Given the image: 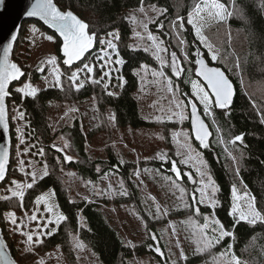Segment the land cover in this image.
Here are the masks:
<instances>
[{"label":"trees","instance_id":"obj_1","mask_svg":"<svg viewBox=\"0 0 264 264\" xmlns=\"http://www.w3.org/2000/svg\"><path fill=\"white\" fill-rule=\"evenodd\" d=\"M54 2L60 9L74 12L89 25L90 32H95L100 37L107 36L108 32L117 31L119 39L114 40V44L118 50V57L122 61L118 74L124 82L120 88L114 87L117 92L113 95L107 94L102 82L93 84L89 81L77 91L72 87V82L67 79L70 75L68 67L60 64L64 73L60 78L63 90L59 87H50L39 90L34 98H22L21 93H17L14 86L25 76L19 82H14L9 86L11 94L6 103L11 147L8 173L5 180L0 183V226L3 237L17 263L39 264L38 257L46 255L57 246L65 264H81L72 247L70 236L73 234L92 252L99 264H129V260L144 255L154 256L158 264H216L214 257L226 251L229 244L232 245L231 253H234L243 264H264V223L257 222L255 225L244 221L237 223L228 214L231 206L230 191L233 185L236 186L238 192L249 193L254 197L257 208L264 211V122L261 117V113H264V0H221L230 9L234 6L236 14L222 24L213 23L203 29V34L210 43L220 50L221 57L215 62L210 59L207 61L225 72L234 85L235 95L230 109H214V116H204L212 133L209 140L210 146L202 149L193 136L191 140L209 165V172L219 188L216 196L217 206L212 212L209 209L206 210L210 213L214 212L215 217L229 231H234V236L225 237L204 252L193 254L190 249L183 261L170 260L165 254V245L160 241L161 233L158 227L166 222V217L162 213L159 219H153L148 215L149 212L144 206L151 204V201L144 203L145 195L141 191L140 180L135 177L137 170L141 175L148 167L155 168L158 165H161V170L165 174H172L171 162L161 163L153 159L142 162L127 160L124 156L120 157L121 155L117 153L119 151H114L111 143L114 140L115 130H122L126 127H155L162 132L164 146L171 148L170 128L176 127V123L146 121L138 113L137 102L133 95L138 86L136 70L141 65L156 67L158 62L153 57L150 48L145 51V47H149L145 38L139 41L132 40L133 27L128 17L132 11L140 7L155 6V8L166 10L164 15H159L148 25V29L162 38L168 53L176 52L179 57L181 66L184 68L179 78L176 79L172 75L169 66L164 69L173 85L178 86L179 93L183 94L184 91H188L189 79L196 78L195 57L192 53L199 43L193 36L191 26L187 24L194 0H143V2L141 0H54ZM179 18H182L185 24L184 31L180 33L186 40L183 50L178 45L177 33L172 28V22L179 23ZM30 22L36 23L43 31L55 37L56 48H59L60 41L55 34L34 20H26L22 23L13 51L20 46L25 24ZM160 24H163L162 28L159 27ZM98 45V43L95 45L94 51L97 50ZM201 51L204 56L207 55L204 48L201 47ZM185 53L189 57L188 61L184 59ZM90 55H86L87 60L84 62L92 60ZM11 57L21 66L26 75L27 67L18 62L13 52ZM237 62L239 69L236 68ZM78 65H81V62L73 65L72 70H75ZM189 69L192 70L190 77ZM100 71L101 68L98 69L95 64L92 78L97 79ZM29 75L30 81H36L38 76L36 70L30 72ZM87 99H91L94 105L97 124L93 128L84 132L82 124L75 118L70 125L53 131L48 118V102L71 105L80 104ZM11 104L20 105L21 112L24 113L21 118L22 123L26 122L23 125L24 136H28V141L34 142L39 152L43 150L44 154H40V159L44 166L47 165L48 171V175L36 180L32 188H25L23 200L9 194L8 188L11 179L26 180L27 183H32L31 177L23 175L16 167V131L9 117ZM199 111L202 112L201 109ZM225 112L228 114L225 115ZM213 119L216 120V125L213 124ZM183 125L188 127L191 133L188 119ZM217 125L224 129L221 135L225 139L229 138L227 135L229 129L232 137L243 134V142L237 143L236 150L232 153L238 157L237 161H233L231 156L224 151L223 144L217 143L215 132ZM65 131H68L76 156L71 162H65L62 154L53 147L56 137ZM97 135H103L108 144L104 150L105 158L103 159L91 157L86 148L88 139ZM28 141L22 142L21 146ZM228 147L232 149L233 146L229 144ZM169 155L170 161L177 160L172 150L169 151ZM97 166L101 169L99 173L96 171ZM69 169L73 170L72 174L75 178L84 184L98 181L105 173L108 174L107 176H114L119 182V187L123 183L127 195L117 193L112 198L99 197L93 201L79 198L71 193L62 173L63 170ZM172 178L175 179L174 175ZM176 182L186 189V197L189 198L188 206H184L186 216L194 215L191 199L194 195L193 186L183 174L182 179ZM48 189L54 190L57 207L67 219L59 223L53 235L42 238L39 244L35 243L31 247V250H22L16 243L17 226L6 220L5 212L14 214L18 222L23 211L30 213L34 208L36 197ZM166 202L167 200L164 201ZM175 203L179 206V203ZM104 204L113 206L130 204L135 214L143 220L147 231L154 232L158 236L156 242L164 252L163 256L153 253L152 246L149 245L150 240L134 247L126 244L104 214L102 208ZM167 209L168 214L172 213L175 219L184 214L179 212L177 207L174 210L169 207ZM200 209L202 213L205 212L204 207Z\"/></svg>","mask_w":264,"mask_h":264},{"label":"rangeland","instance_id":"obj_2","mask_svg":"<svg viewBox=\"0 0 264 264\" xmlns=\"http://www.w3.org/2000/svg\"><path fill=\"white\" fill-rule=\"evenodd\" d=\"M159 10L160 9L158 8H155L154 10L153 7H140L137 10H134L130 13V16L128 18L133 27V34H132L133 41L141 40L140 39L141 36H143L147 40L148 32H151L153 35H156L159 39L162 40V38L157 33H154L148 29V25L151 22L155 21L156 18L159 16ZM213 23L216 22H209L206 26ZM145 24L147 25V32L144 30L143 27V25ZM33 26L39 29V31L34 33L32 31ZM24 28L25 30L22 33V42L20 43V46L15 51H13V53L15 57L19 60L18 62L21 65L27 67V72L24 79L21 78L23 80L20 79L21 80V81L19 80L20 82L17 81L19 83L15 85L14 88L16 89L17 87H22V84L25 82L30 83L33 87L37 88L38 91L45 88L55 87L54 76L50 75V73L53 71V66L49 65L47 63V60L49 57L55 56L56 57L55 67L58 68L61 73H63L60 67V64H62L61 58L59 56V51L56 48V38L48 34L47 32L43 31L36 23L33 22L25 24ZM41 33H43L44 35H41ZM45 36H52L53 41L47 40ZM103 37L107 38V36H103ZM197 42L199 43L198 40ZM208 42L210 43L209 40ZM151 43H152L151 41H148V46L151 52L153 53L155 49L150 47ZM109 51L111 52V50ZM205 51L207 52L206 49ZM89 54H91L90 56L92 57V60H90L89 62L95 60L96 56L103 55V53L101 52V46L98 45L97 50L94 51L93 49V51ZM161 55L168 62L169 70L172 73L170 67L171 54L165 52V53H161ZM117 58H119L117 53L112 52L111 59L113 62L109 63L108 66L104 69V71L110 70V75L104 78L102 84L103 86L104 84H107L108 87L106 91L111 93H116L117 90H114L115 89L114 87L117 86L116 88H120L121 84L124 82L123 79L118 74V70L120 68L121 63L119 64L115 63V60ZM177 58L178 61L180 62L178 56ZM102 63H104V61H96L95 63L96 67L99 69ZM147 67L149 69L156 71L160 70L159 62H158V66L156 67H152V66H147ZM41 68L43 69L42 71L40 70ZM33 70H36V73L38 75L36 81L34 82L30 81V75H29V73L32 72ZM163 71L165 72L166 76L170 78L167 75L165 69H163ZM136 74L138 77V86L137 89L134 91L133 95L137 102L138 113L140 117L146 121H152V122L155 121L163 122V123L174 122L175 117H173L172 121H169L168 119L171 113L176 110L175 103L173 101V94L167 91V87L163 79L159 77H153L151 71L145 72L141 67L136 70ZM101 75H102V71H100V74L97 78L98 80L100 79ZM88 76H92V74H88L86 76L85 73H80L79 79L76 81V84L83 83V85H85L90 81L88 79ZM174 77L177 79L176 76ZM193 79L199 80L197 77L196 78L194 77ZM174 87H178V86L174 85ZM21 96L22 98H24L22 94ZM179 96L181 99H184L185 101L191 98L193 102L199 104V102L195 100V97L191 96L190 84L188 87V91H184L183 94L179 93ZM48 106H49L48 118L52 125L53 131H58L64 128L65 126L70 125V123L75 118H77L79 122L82 124V129L84 132H87L97 124V120L94 112V105L91 99L84 100L80 102V104L75 103L71 105H65L56 102H48ZM70 108H75L77 109V111L69 112ZM199 109H201L202 111L201 114L204 117L203 106L200 105L198 111ZM21 111L22 110L19 104L16 105L11 104L9 117L14 125L13 129L14 131H16V143H15L16 156H17L16 167L19 169V171H21L23 175L31 177V180H32V176L30 174L35 172L37 177L36 180H38L39 178L44 176L43 173L45 170V166L40 159L39 150L37 149V147L34 146V142L30 140L28 141V136H24L23 125H25L26 122H23L24 123L23 124L21 117L18 115V113ZM189 111H190V106L186 109V114L188 116H189ZM66 112L68 113L67 116L65 115ZM186 120H184L183 123ZM110 123L112 124V121H110ZM175 123H176V127L170 128L171 130L170 149L164 146L163 144L164 139L162 136V132L160 129L155 127L154 128L126 127L122 130H115L114 140L111 143V145L114 147V151L116 152L119 151L117 153L121 155L120 156L121 158H123L124 156L125 159L132 160L135 162H142L146 160L150 161L152 159L159 162L160 160L157 158L158 153L161 152L167 153L169 157L170 156L169 151L172 150V152H174L175 156L177 157V160L175 161L177 162V166L179 167L181 173L182 174L188 173L193 177V182H190V184L193 186V191H194V188L199 186L197 183L198 181L197 174L192 168L191 164L187 166L179 164V160L184 158L187 155V153L185 152L184 149L180 148L179 145L174 141L173 133L175 131L184 129L189 132L190 140L191 138L193 139V137L191 136L189 128L184 126L183 123H177V122ZM179 139L182 140V138ZM25 140L28 142L25 145L21 146L22 144L21 141L24 142ZM65 142L69 144V147L67 148L64 147ZM191 143L193 144L192 140ZM54 145L55 148L61 149V151L59 152L62 154L63 157L65 155H68L73 158L72 160L76 158L75 153L72 149L70 138L68 136V131H65L61 135L59 134V136L56 137L54 141ZM107 146L108 144L107 142H105L103 135H97L93 138H89L86 143V148L89 154L91 155V157L96 159L105 158L104 150ZM25 149H28V151L25 152ZM178 151L181 152L180 156L176 155ZM20 161L24 162L22 168ZM160 162L164 163L162 161ZM147 169L148 171L142 172L141 175L138 177V179L140 180L141 191L145 195L144 203H148L151 201V204H147L144 206L145 210H147L148 212L152 210L153 215H155L156 204H159L160 211L162 214L164 213V210L167 209V207H169L171 210H174L177 207V210L179 212L185 214L178 216L176 220L173 217L172 213L171 215L168 214L169 210L167 209V215H165L166 222L159 227L157 226L160 230L159 232L161 233V235H159L160 241L165 245V250H164L165 254L169 256L170 260L179 259L180 261H183L185 260V258L184 259L181 258V252H183L184 257L188 254L187 252H189L190 249H192L191 253L193 254L197 253L196 251L197 244L195 243V238L192 235V227L186 222L190 217H193L194 219H196L198 224L202 225L203 219L200 220L199 217H195L194 215L191 214L186 216V211L184 206H188L187 201L189 200V198L186 197L187 196L186 194L183 200L179 198L180 197L179 191L173 189L171 186L172 180L167 179V177H172L173 176L172 174H165V172L161 170V165L155 166V168L148 167ZM72 172L73 170L71 169L62 171L63 175L65 176V181L68 184L70 191L73 195L79 198L86 199V201H93L99 197L112 198L113 195L117 193L119 194L121 191L119 187V182L114 176L105 177L104 175L101 176L96 182H90V184L89 182H87V184H84L81 181L77 180L75 178V175L72 174ZM184 176L185 179L188 180V176L187 175ZM135 177L137 178L136 175ZM13 181H16L17 183H21V184L27 183L26 180L11 179L8 186L9 194H12L11 189H14L15 187V185H13L12 183ZM51 191L52 189H48L43 193H41L40 195H47ZM244 193L238 192V194L241 195H243ZM247 194L251 196L249 193ZM195 198L197 200L199 199V193H195ZM191 199L193 201V196ZM153 200L155 201V203H153ZM165 200H167L166 203H164ZM230 200L232 205L231 195H230ZM184 201H186V203H183ZM52 202L56 204L54 196ZM175 202L179 203V206H177ZM196 207L205 208V212L202 213L200 211L201 214L203 215L211 216V214H213L210 213L213 210L210 207L197 204V205H193V211ZM102 208L110 224L115 227V229L121 235V237L123 238L126 244H128L131 247H134L135 245H140L150 240L149 245L152 246L151 250L153 251V253L155 254L162 253V255L160 254V256L161 257L163 256L164 252L161 251V249L157 244L158 242H156L158 241V236L155 235L154 232L147 231L143 220L138 215L135 214V212L133 211V207L130 204H121L119 206H113L112 204H104ZM206 209H209L210 212L207 211ZM57 210L60 211L58 207ZM34 211H37V206L35 202H34L33 210L30 213L23 211L17 222V225H19V227H17L16 229L18 231L16 243L17 245H20L22 250H31V247L36 243L37 236H39L40 241L42 238L48 236V235H40L39 232V228H43V223L50 215L49 213H46L44 211L43 202L38 206L37 220L31 221L29 220V217L33 214ZM9 214L10 212H5L4 217L9 223H11ZM200 217L202 218V216ZM38 222H39V228H38ZM172 225H175V232H173ZM50 227L57 228V225L53 224L50 225ZM32 233H35V235L33 236V241L28 242L27 234H32ZM153 234L156 236V240L151 239V236ZM208 234L211 235V232L209 231ZM70 238H71L74 254L77 260L81 264H99L95 259L94 255L92 254V252L87 249V247L82 243V241L76 235L71 234ZM156 248L160 249V253L156 251ZM38 261L39 264H65L61 251L57 246L54 247L52 250H50L46 255L39 256ZM128 262L129 264H158V260L154 256H150V255L134 257Z\"/></svg>","mask_w":264,"mask_h":264},{"label":"snow or ice","instance_id":"obj_3","mask_svg":"<svg viewBox=\"0 0 264 264\" xmlns=\"http://www.w3.org/2000/svg\"><path fill=\"white\" fill-rule=\"evenodd\" d=\"M141 2H143V0H141ZM3 3L4 0H0V5ZM153 9L155 10V6H153ZM165 12V9H160L159 15L162 16ZM234 14H236L234 6L230 9L229 6L221 2V0H194L193 8L189 12L187 24L191 26L196 40L199 41V45L196 46L195 51L192 53V55L195 57V76L198 77L199 80L189 79L188 82L191 85V96L195 97V100L198 101L199 104L193 102L191 98H189L187 101L180 98L179 88L174 87L172 80L169 79L163 71L165 67L169 66L168 62L161 55V53L167 52V49L163 46L164 41L159 39L156 35H153L151 32H148L147 34V40L152 42L150 47L155 49L152 54L153 57L159 62L160 70H152L145 65H141V68L145 72L151 71L153 77L162 78L167 87V91L173 94V101L175 103L176 110L173 111L168 117L169 121H172L173 117H175L174 122L183 123L184 120L189 118L186 114V109L190 106L191 136H194L195 141L198 142L200 148L202 149H207L210 146L209 140L212 136V133L209 131V127L199 114V106H203L204 116H214V109H230L235 95L234 86L225 72L218 67L209 66V64L206 62L208 59L215 62L221 57L220 50L218 48H214L213 44L208 42L206 36L203 34V29L209 22L222 24ZM25 15L29 18H38L45 25L54 29L58 36L62 39V47L60 51L64 57L63 64L68 66V71L70 72V75L67 77V79L72 82V87L77 91H79V89L84 86L83 83L76 84V81L79 79V74L85 73L86 76L88 74H93L96 61H104V63L100 65L102 75L99 80L93 79L92 76H88L90 82L93 84H100L105 77L110 75V70L104 71V69L109 63L113 62L111 59V53L116 52L118 55V50L113 42L114 40L119 39L117 32H108L107 38L100 37L95 32H90L89 25L87 23L79 19L70 10L61 11L57 4L54 3V0H34V2L31 3V5L27 8ZM143 27L147 32V25L145 24ZM159 27L162 28L163 24H160ZM172 28L176 31L178 45L181 46L183 50V46L186 45V40L180 35V33L185 29V24L183 23L182 18H179V23H177V21H173ZM32 31L35 33L39 31V29L33 26ZM41 35L44 34L41 33ZM45 38L49 41H53L52 36H45ZM140 39L143 40L144 37L141 36ZM15 40L16 34H13L9 41L4 44L2 55H0V128L3 129L4 133H7L9 130L5 104L6 98L11 94L9 85L11 82L18 81L21 77L25 76V73L21 70V68L9 59L10 52L13 48V42ZM97 43L101 46V52L103 55L96 56L95 60L91 62H84L87 60L86 54L90 53ZM201 46L207 50L206 56L202 54ZM109 50H111V52ZM148 50L149 47H145V51ZM184 59L185 61H188L189 59L186 53L184 55ZM76 61H80L81 65H78L76 70H72V65ZM47 63L53 66V71L50 73V75L54 76V86L63 90L60 78L62 75H64V73H61L59 69L55 67L56 57H49ZM115 63H121L120 59L117 58ZM170 67L172 74L177 78H179L184 72V68L178 61L176 52L171 53ZM236 68L239 69L238 62L236 64ZM40 70L42 71L43 69L41 68ZM191 71V69L188 70L189 77L191 76ZM200 81H203V83ZM121 86H123V83ZM104 87L107 89L108 85L104 84ZM15 91L17 93H21L25 98H34L38 93L37 88L26 82L22 84V87H17ZM107 94L113 95L111 92H108ZM76 111L77 109L75 108L69 109V112ZM227 114L228 113L225 112V115ZM18 115L23 118L24 113L19 112ZM65 115L67 116L68 113L66 112ZM261 117L262 122H264V113H261ZM112 119L114 120V116ZM213 124L216 125L215 119H213ZM215 132L217 143L223 144L225 146L224 151L231 156L233 161H237L238 157L232 153L236 150L237 142H243V134H238L232 137L231 130L229 129L227 131L229 138L225 139L223 135H221L224 132V129L218 125L215 128ZM179 138H182V140ZM173 139L179 145V147L184 149L187 153L184 158L179 160V164L186 166L191 164L198 177L197 183L199 186L194 188L192 201L193 205H204L215 209L218 204L216 196L219 192V188L215 184L209 172V165L204 160L202 154L191 143L190 134L187 130L181 129L175 131L173 133ZM229 144L233 146L232 149L228 147ZM53 147H55V145H53ZM64 147H69V144L65 142ZM27 151L28 149H25V152ZM56 151L59 152L61 149L56 148ZM40 154H44L43 150L40 151ZM176 155L180 156L181 152L178 151ZM8 157V148L5 147L0 149V181L5 180L6 178V165ZM157 158L162 162H171L170 171L174 174L175 179L173 180L172 177H167V179L172 180V188L179 191V198L183 200L186 194V189L180 184L176 183V181L182 179V173L177 166V162L170 161L167 153L163 152L158 153ZM63 159L65 162H71L73 158L71 156L65 155ZM23 163V161H20L21 168L23 167ZM96 171L98 173L101 171L99 166H97ZM145 171H148V169H145ZM30 175L32 176V183L21 184L17 183L16 181L12 182L13 185H15L14 189H11L13 196L19 197L21 200H23L24 189L32 188L33 184L36 182V173L33 172ZM43 175H48L47 165H45ZM104 175L106 177L108 174L105 173ZM135 175L139 177L140 172L137 170ZM183 175H187L189 182H193V177L191 175L188 173H183ZM120 187V195L126 196L127 191L124 188L123 183H121ZM195 193H199L198 200L195 198ZM53 196L54 190L47 195H40L35 200L37 211L38 206L43 202L44 211L50 214L43 223V228H39L38 222L40 235H53L56 231V228L50 227V225L55 224L58 226L60 222L67 219L65 215L57 210L56 204L52 202ZM231 198L232 205L228 214L230 217H232L234 222L238 223L240 221H244L250 225H255L257 222L264 223V211L257 208L254 197L249 196L247 193H244L243 195L238 194L236 186L233 185L231 188ZM153 203H155L154 200ZM189 210H191V208ZM37 211L33 212V214L29 217V220H37ZM148 215L153 219H159L161 216L160 205L156 204L155 215H153L151 211H149ZM163 215H167V209L164 210ZM194 216H202L203 224H198L196 219L193 217H190L186 223L192 227V235L195 238L198 253L211 249L225 237L234 236V231H229L225 225H223L221 221L215 217L214 212L211 216L203 215L200 212V208L196 207L194 209ZM9 218L13 225L19 227L14 214L10 213ZM172 227L173 232H175V225H172ZM209 231L212 233L211 235L208 234ZM34 235L35 233L27 234V241L32 242ZM151 239L156 240V236L153 234ZM36 243H40L39 236L36 238ZM2 248L3 243L0 242V264H8V262L4 259ZM231 248L232 245L229 244L226 251L221 252L218 257H214L216 264H243V262L234 253H231ZM156 251L160 253L159 248H156ZM160 254L162 255V253ZM181 258H185L183 256V252H181Z\"/></svg>","mask_w":264,"mask_h":264},{"label":"water","instance_id":"obj_4","mask_svg":"<svg viewBox=\"0 0 264 264\" xmlns=\"http://www.w3.org/2000/svg\"><path fill=\"white\" fill-rule=\"evenodd\" d=\"M34 0H4V3L2 5H0V55H2V51H3V46L5 43H7L10 39V37L13 34H16V40L13 42V48L10 52L9 55V59L12 60L11 55L14 49V45L18 39L19 36V32L21 30V26L22 23L26 20H34L38 23H40L43 27H45L46 29H48L49 31H51L53 34H55V36L59 39L60 41V45L58 48L59 51V56L61 58V63L63 64V55L62 52L60 51L61 47H62V39L58 36V34L55 32L54 29L48 27L47 25H45L42 21H40L38 18H29L25 15V12L27 10V8L31 5V3H33ZM55 3V2H54ZM59 8V7H58ZM60 9V8H59ZM61 11H69V10H62ZM71 11V10H70ZM72 12V11H71ZM73 14H75L73 12ZM76 15V14H75ZM77 16V15H76ZM78 17V16H77ZM79 18V17H78ZM80 19V18H79ZM82 20V19H81ZM83 21V20H82ZM94 49V48H93ZM93 49L90 51V53L93 51ZM89 54V53H88ZM87 55V54H86ZM12 62L16 63L14 60H12ZM80 61H76L74 62L73 65H76L77 63H79ZM208 63V61H206ZM17 64V63H16ZM195 64V63H194ZM209 66L212 67H217L215 65H212L210 63H208ZM18 65V64H17ZM64 65V64H63ZM72 65V66H73ZM19 66V65H18ZM65 67H68L66 65H64ZM20 67V66H19ZM196 68V65H195ZM220 68V67H218ZM221 69V68H220ZM22 70V69H21ZM222 70V69H221ZM23 71V70H22ZM223 71V70H222ZM22 78V77H21ZM20 78V79H21ZM198 78V77H197ZM199 79V78H198ZM19 81V80H18ZM17 81H13L11 82L14 83ZM203 83V81H201ZM10 86V85H9ZM234 86V85H233ZM10 97V96H9ZM7 97L5 100V104H6V116H7V122H8V114H7V99L9 98ZM200 116L202 119H204V117L202 116V114L199 112ZM188 120H189V126L191 129V117H190V111H189V116H188ZM205 121V119H204ZM206 123V121H205ZM9 124V123H8ZM206 125L208 126V124L206 123ZM210 131V130H209ZM194 137V136H193ZM238 143V142H237ZM7 147L9 150V157H8V161H7V165H6V176L8 173V166H9V161H10V147H11V143H10V134H9V130L7 133L3 132V129L0 128V149H3ZM173 174V173H172ZM174 175V174H173ZM4 181V180H3ZM3 181H0V183H2ZM0 242L3 243V254H4V259L5 261L8 262V264H18L17 261L15 260L14 256L12 255L6 240L3 237V233H2V229L0 226Z\"/></svg>","mask_w":264,"mask_h":264}]
</instances>
